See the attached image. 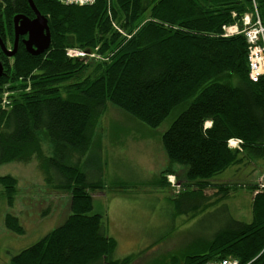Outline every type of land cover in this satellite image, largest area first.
Masks as SVG:
<instances>
[{
	"label": "trees",
	"instance_id": "16d2710c",
	"mask_svg": "<svg viewBox=\"0 0 264 264\" xmlns=\"http://www.w3.org/2000/svg\"><path fill=\"white\" fill-rule=\"evenodd\" d=\"M32 1L47 19L51 41L39 55L20 42L11 57L0 50V95L6 86L10 91L5 108L0 96V165L36 159L45 182L68 193L69 214L9 264H131L145 253L112 259L116 240L105 233L102 216L91 214V193L104 185L88 181L69 157L88 151L107 103L150 128L181 108L161 136L168 166L155 183L171 186L167 176L176 173L174 165L182 167L196 192H181L179 185L175 195L179 200L197 194L193 213L204 209L196 198L205 187L217 196L209 204L235 187L210 184L214 175L245 160H264V75L249 78L243 34L222 36L223 26L241 28L254 5L264 25V0H96L88 6ZM15 15L34 16L28 1L0 0L5 45L12 44ZM70 47L85 55L66 56ZM231 139L240 141L236 148L228 147ZM43 141L51 155L44 154ZM51 167L60 183L52 182ZM247 188L249 222L230 218L209 240L152 264H207L226 256L239 264H264V179ZM16 193V178L0 176V198L8 206ZM4 226L24 233L11 214Z\"/></svg>",
	"mask_w": 264,
	"mask_h": 264
},
{
	"label": "rangeland",
	"instance_id": "374dc122",
	"mask_svg": "<svg viewBox=\"0 0 264 264\" xmlns=\"http://www.w3.org/2000/svg\"><path fill=\"white\" fill-rule=\"evenodd\" d=\"M11 46L12 44L7 45L8 48ZM71 50L74 49L66 48L65 54L71 53ZM70 58L77 57L71 55ZM5 91L10 95L7 86L2 93ZM180 111V107L173 109L158 127L150 128L107 103L94 130L88 151L82 156L76 153L69 154L72 164L78 165L79 169L86 174L88 181H102L104 188L91 193L93 204L91 214H100L104 223L113 222L116 218L142 221L138 217H141L142 212H147L154 218L151 226L157 227L161 216L167 218L168 214L173 213L174 228L167 230L162 240V247L172 244L171 250L159 248L147 255H138L131 264H149V262L152 264L154 261L165 258L167 253L187 249L186 244L194 240L193 247H195L201 240L203 242L209 240L213 233L224 227L230 218L243 222L251 220L252 196L247 185L263 181V159L245 160L214 175L211 179L212 183L226 181L227 184H234L235 187H232L228 194L217 203L207 202L215 201L217 198L214 190L210 191L211 195L204 202L196 198L200 204L199 208L204 207V209L197 210L195 213L191 210H187L185 214L179 213L182 209L183 211L188 209L189 203L185 196L178 200V195H175L181 189L179 191L161 189L150 182H144V186L141 187V181L156 180L160 171L158 168L160 165L155 158L154 163L150 164L149 169L147 168L145 164V160L149 157L147 150L151 152L152 144L154 151L157 148L158 152H164L161 136ZM206 124L209 125V123ZM233 140L235 139H231V142ZM142 143H147L148 146L141 147ZM42 149L45 155L52 154L51 146L46 141L42 142ZM148 159L152 160L153 156ZM49 174L53 177V183L62 181L61 175L53 167L50 168ZM2 175H10L17 180V193L13 205L8 206L5 198L3 196L0 198V264H9L12 256L34 244L66 219L69 214V195L45 182L44 173L34 158L26 163L9 162L0 165V176ZM169 177L177 183L173 174L168 175L167 180ZM141 193L145 197L138 196ZM176 200L179 206L175 210ZM6 214L18 218L24 229L22 235H16L5 228ZM194 217L195 221H192ZM185 218L190 224L188 227ZM163 238L154 242L145 236L141 241L142 245L152 242L157 244ZM126 242L127 240H120L119 247L111 255L112 259H121L131 254L137 255ZM139 250L141 248L137 251Z\"/></svg>",
	"mask_w": 264,
	"mask_h": 264
},
{
	"label": "crops",
	"instance_id": "0c3cea01",
	"mask_svg": "<svg viewBox=\"0 0 264 264\" xmlns=\"http://www.w3.org/2000/svg\"><path fill=\"white\" fill-rule=\"evenodd\" d=\"M248 16V15H247ZM148 144L147 143H142L141 144V147H147ZM153 146L152 144L150 145V149H151V152L147 150V155L149 156L148 158H151V156H153V159L150 160V159H146L145 160V164L147 165V168L149 169L150 168V164L151 163H154V158L156 161H158V164L160 165V171H159V174L161 171H163L165 168H167L168 166V160H167V157L165 155L164 152H158L157 148H156V151H154L153 149ZM173 170L176 172V173H172L175 177H176V181H177V184L181 186L182 188V191L181 192H184V191H192V192H196V186L194 184H188L185 182L184 178H183V168L178 166V165H174L173 166ZM157 179L159 178V175L156 177ZM142 184H141V187L144 186V182H150L152 184H155V180H151V181H141ZM210 184H214L210 181ZM215 184H227L226 181L222 182V183H215ZM162 185V186H161ZM161 185H157L159 186L161 189H165V188H168V189H171V186L169 184L167 185H164V184H161ZM215 189H211L210 187H205L203 190H202V196L203 197H200V199L202 201H206L207 197H209L211 195L212 192L210 191H213ZM197 194H186L185 196H187L188 198H191V200H193V204H189L188 205V209H185L183 211V209L181 210L183 214H185L187 212V210H193V208H195V197H196ZM199 195V194H198ZM138 196L140 197H145L143 195V193L141 194H138ZM252 196V195H251ZM147 197V196H146ZM178 201L176 200L174 202V205H175V210L176 208H178ZM179 214V213H178ZM141 217H138V219H142V221H135L131 218H127V219H119V218H116L115 220H113V222H109V221H106L104 223V228H105V233L114 238L116 240V248L117 249L120 245V240H127L126 244L129 245V248L131 249H134V251L137 252H140V251H143V250H146L144 254L142 255H147L149 254L150 252H154L156 251L157 249L161 248V249H167V250H171V245L170 244H167V245H163V242L162 240H164L163 238V234H165V232H167V230H173L174 228V220H173V213L171 214H168V217L165 218L164 216H161V219L160 221L158 220V224L159 226L157 227H154V226H151L152 225V221L154 220V218L152 217L151 214H147V212H142L140 214ZM196 217V216H195ZM195 217L193 218L192 221H195ZM185 221H186V226L188 227L190 224L188 223V220L187 218H185ZM192 224L194 222H191ZM189 224V225H188ZM145 236L149 237V239H152L153 241L154 240H159L160 238H163L161 239V241L156 244L154 242L148 244H144L142 245V241L141 239L144 238ZM195 244V240L193 242H188L186 245V247H189V246H194ZM150 245V247H149ZM138 248H141V250L137 251ZM175 248V247H173Z\"/></svg>",
	"mask_w": 264,
	"mask_h": 264
},
{
	"label": "built area",
	"instance_id": "2783aa9c",
	"mask_svg": "<svg viewBox=\"0 0 264 264\" xmlns=\"http://www.w3.org/2000/svg\"><path fill=\"white\" fill-rule=\"evenodd\" d=\"M59 3L63 5H75V6H88L92 5L96 0H57ZM243 17L244 25L246 26L242 31L247 44V59H248V69H249V78L252 81L258 80L261 76L264 75V25L260 22L257 15L255 16H247ZM249 17V19H248ZM117 28V27H116ZM225 31V36L233 33H237V30L233 26H223ZM119 30V29H118ZM120 31V30H119ZM121 32V31H120ZM71 53H66L68 57L74 55L76 57L84 56L85 53L79 49L73 48ZM92 56V54L90 55ZM9 93L5 91L1 97V106L7 107L10 104ZM240 143L239 140H231L228 141L229 147H237ZM169 182L171 186L175 188V191H178V187L175 181L169 177ZM170 179L172 181H170ZM212 262V261H211ZM208 262L207 264H211ZM215 264H230L226 260L221 259L216 261ZM233 264H238L235 260Z\"/></svg>",
	"mask_w": 264,
	"mask_h": 264
},
{
	"label": "water",
	"instance_id": "95a60500",
	"mask_svg": "<svg viewBox=\"0 0 264 264\" xmlns=\"http://www.w3.org/2000/svg\"><path fill=\"white\" fill-rule=\"evenodd\" d=\"M34 17L29 18L25 15H15L13 17V44L11 49H7L0 37V50L8 57L16 53L19 38L27 36L21 42L25 50L32 55H39L48 49L50 45V32L47 19L39 13L32 0H27ZM0 65V73H1Z\"/></svg>",
	"mask_w": 264,
	"mask_h": 264
},
{
	"label": "bare ground",
	"instance_id": "6f19581e",
	"mask_svg": "<svg viewBox=\"0 0 264 264\" xmlns=\"http://www.w3.org/2000/svg\"><path fill=\"white\" fill-rule=\"evenodd\" d=\"M245 15H251V16H255V15H257V11H256V7H255V5H254V11H253V14H251V13H248V14H245ZM244 17V16H243ZM257 17H258V15H257ZM259 18V17H258ZM231 26H233V27H235L236 28V30H237V33H233V34H230V35H226L225 36V31H224V29H223V27H222V36H224V37H227V36H232V35H235V34H243V30H244V28L246 27L245 25H244V22H243V18H242V27L241 28H239L237 25H231ZM7 32V31H6ZM243 36H244V34H243ZM245 38V37H244ZM246 41V40H245ZM22 43V42H21ZM12 44H13V40H12ZM23 44V43H22ZM5 45V44H4ZM5 47L7 48V49H11L12 48V46H11V48H8L7 47V45H5ZM25 47V46H24ZM248 53V52H247ZM82 57V56H81ZM247 61H248V59H247ZM249 70V69H248ZM3 94V93H2ZM2 97V96H1ZM207 125V124H206ZM207 126H209V125H207ZM236 140V139H235ZM224 258V260H226L228 263H230V264H233V262L236 260L237 262H238V260L236 259V258H233L232 256H230V257H223ZM219 260H221V259H219ZM216 261H218V260H213L212 262H211V264H215L216 263ZM238 264H239V262H238Z\"/></svg>",
	"mask_w": 264,
	"mask_h": 264
},
{
	"label": "flooded vegetation",
	"instance_id": "af4514ba",
	"mask_svg": "<svg viewBox=\"0 0 264 264\" xmlns=\"http://www.w3.org/2000/svg\"><path fill=\"white\" fill-rule=\"evenodd\" d=\"M33 17H34V16H33ZM33 17H29V18H33ZM26 37H27V36H22V37H20V38H19V42L21 43V40H22V39H25ZM19 42H18V43H19Z\"/></svg>",
	"mask_w": 264,
	"mask_h": 264
}]
</instances>
